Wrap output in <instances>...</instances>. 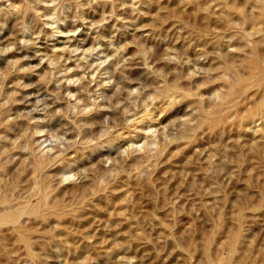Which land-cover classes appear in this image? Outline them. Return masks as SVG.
I'll return each instance as SVG.
<instances>
[{
  "label": "rangeland",
  "instance_id": "374dc122",
  "mask_svg": "<svg viewBox=\"0 0 264 264\" xmlns=\"http://www.w3.org/2000/svg\"><path fill=\"white\" fill-rule=\"evenodd\" d=\"M253 57L264 0H0V264H264Z\"/></svg>",
  "mask_w": 264,
  "mask_h": 264
},
{
  "label": "bare ground",
  "instance_id": "6f19581e",
  "mask_svg": "<svg viewBox=\"0 0 264 264\" xmlns=\"http://www.w3.org/2000/svg\"><path fill=\"white\" fill-rule=\"evenodd\" d=\"M31 1V0H30ZM44 2V1H43ZM28 2L26 1V3H24V6L25 5H28L27 4ZM23 5L21 6V8L22 7H24ZM30 6V5H29ZM28 6V7H29ZM28 7H26L25 6V8H27L28 9V11H29V8ZM26 9V10H27ZM19 10H20V8H19ZM18 10V11H19ZM261 59V58H260ZM259 59V57H253V58H251V60H250V63H251V65H252V68H253V72L249 75L248 73H247V75H246V77H237L236 78V80L234 81V83L233 84H231L230 85V89H229V93H228V95L226 96V97H224V102H229L230 100L232 101L233 99H234V97L236 98V97H241L243 94H245V93H242V95H239L241 92H244V91H246L245 89H246V87L248 86V85H250L251 83H252V81L255 79H257V81L259 82V83H261V82H263V80H264V59L261 61ZM240 76H242V75H240ZM256 81V82H257ZM255 82V81H254ZM253 84V83H252ZM247 92V91H246ZM238 94V95H237ZM237 99H239V98H237ZM238 101L236 100V103H237ZM222 104H224L223 102H221ZM229 103H231V102H229ZM228 103V104H229ZM234 103H235V101H234ZM232 104V103H231ZM217 105V104H216ZM230 105V104H229ZM235 104H233V106H234ZM236 105H238V104H236ZM235 105V106H236ZM220 107L221 106V104H218L216 107ZM223 106H227V103H226V105H223ZM222 106V107H223ZM215 107V108H216ZM231 107V106H230ZM237 107V106H236ZM259 109H261L263 112H264V98L261 100V102L259 103ZM226 108H228V107H226ZM226 108H224L223 107V109H226ZM234 110H235V108H234ZM233 110V111H234ZM237 110V109H236ZM221 111H223V110H220V108H217L216 110H214V111H211V112H207V113H204L203 114V123H204V125H207L208 127V129L210 130L211 129V131H213V132H215V131H217V127L219 126V124L222 122V120L224 119L223 118V116H222V114H221ZM224 111H226V110H224ZM233 111H232V113H233ZM238 111V110H237ZM225 114H226V112H225ZM224 114V115H225ZM230 114V113H229ZM1 115V114H0ZM232 115V114H231ZM230 116V115H229ZM228 116V117H229ZM202 117V116H201ZM227 117V118H228ZM251 117L253 118V116L251 115ZM251 120V119H250ZM200 128V127H199ZM194 131H196V130H194ZM189 134H190V132H189ZM193 134H194V132H193ZM192 134V131H191V135L192 136H194ZM187 135H185V137H186ZM192 137H188L187 138V140H190ZM192 140V139H191ZM184 143V142H183ZM182 144V143H181ZM41 164V162L38 164V165H40ZM41 165H43V163L41 164ZM37 167H39V166H37ZM41 167V166H40ZM38 205L37 204H35L34 206H33V208H32V211H37L38 212ZM15 213L13 212V213H6L5 215H3V218L4 219H13L14 217H15ZM2 218V217H1ZM19 233V232H18ZM18 233H17V235H18ZM23 234V233H22ZM20 235V234H19ZM19 237H21V236H19ZM23 237V236H22ZM23 238H25V237H23ZM235 238H237V237H235L234 236V238H233V241H235ZM21 240H22V238H20ZM24 240V239H23ZM29 249V248H28ZM28 254V253H27ZM30 254V253H29Z\"/></svg>",
  "mask_w": 264,
  "mask_h": 264
}]
</instances>
